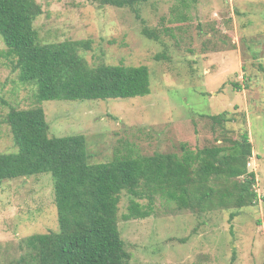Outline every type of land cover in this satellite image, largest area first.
I'll use <instances>...</instances> for the list:
<instances>
[{
  "label": "rangeland",
  "instance_id": "rangeland-1",
  "mask_svg": "<svg viewBox=\"0 0 264 264\" xmlns=\"http://www.w3.org/2000/svg\"><path fill=\"white\" fill-rule=\"evenodd\" d=\"M37 1L43 12L34 26L41 42L89 41L79 53L91 65H146L151 92L38 103L36 85L22 83L0 57V153L17 150L4 121L7 112L38 105L51 136H86L93 162L130 148L142 155L181 153L186 142L196 150L247 130L256 205L199 215L178 211L157 195L155 214L125 220L131 195L123 190L119 229L130 254L127 264H264V0H148L135 8ZM145 28L156 36L144 34ZM224 111L232 122L221 126L210 118ZM58 229L50 173L0 181V264L25 256V237Z\"/></svg>",
  "mask_w": 264,
  "mask_h": 264
},
{
  "label": "trees",
  "instance_id": "trees-1",
  "mask_svg": "<svg viewBox=\"0 0 264 264\" xmlns=\"http://www.w3.org/2000/svg\"><path fill=\"white\" fill-rule=\"evenodd\" d=\"M94 1L135 8L148 0ZM42 12L37 0H0V35L6 45L0 57L18 71L22 83L36 85L38 103L150 94L146 65H91L79 53L89 41L41 42L34 21ZM143 32L156 36L146 28ZM233 86L242 88L238 83ZM228 115L224 111L210 118L224 126L233 121ZM4 121L17 150L0 153V181L50 173L59 224L58 230L25 237L21 243L25 256L16 264H127L130 254L119 229L123 190L131 195L125 220L155 214L157 195L178 211L199 215L258 203L256 175L248 168L253 147L247 130L239 138L224 135L222 142L196 150L186 142L181 153L142 155L130 148L110 161L93 162L86 136H51L39 105L11 108ZM238 214L232 212L231 218Z\"/></svg>",
  "mask_w": 264,
  "mask_h": 264
},
{
  "label": "built area",
  "instance_id": "built-area-1",
  "mask_svg": "<svg viewBox=\"0 0 264 264\" xmlns=\"http://www.w3.org/2000/svg\"><path fill=\"white\" fill-rule=\"evenodd\" d=\"M249 165H251V163H249Z\"/></svg>",
  "mask_w": 264,
  "mask_h": 264
}]
</instances>
